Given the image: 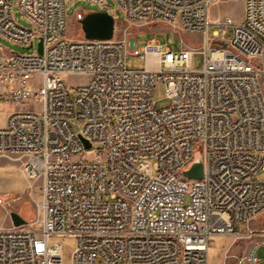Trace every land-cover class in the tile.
I'll return each mask as SVG.
<instances>
[{
  "label": "built area",
  "instance_id": "2783aa9c",
  "mask_svg": "<svg viewBox=\"0 0 264 264\" xmlns=\"http://www.w3.org/2000/svg\"><path fill=\"white\" fill-rule=\"evenodd\" d=\"M114 1L120 22L200 33V45L182 40L174 51L152 38L138 51L133 35L118 37L112 13L111 38H73L64 0H0V38L32 50L0 43V156L41 180L36 218L0 229V264H64L66 237L69 264H208L214 236L258 234L247 255L257 264L264 229L250 222L264 212V0H242L239 19L214 21L217 0ZM228 26L227 41L218 33ZM197 51L200 69L191 65ZM127 52L144 68L127 69ZM66 76L87 79L72 89ZM197 155L202 176L188 178ZM251 190L261 192L258 207L247 206Z\"/></svg>",
  "mask_w": 264,
  "mask_h": 264
},
{
  "label": "rangeland",
  "instance_id": "374dc122",
  "mask_svg": "<svg viewBox=\"0 0 264 264\" xmlns=\"http://www.w3.org/2000/svg\"><path fill=\"white\" fill-rule=\"evenodd\" d=\"M16 0H14L15 3ZM65 2V18H66V34L73 38H82L83 32L78 19L75 18L78 12L84 16L91 11L108 10L117 18V35L122 37L124 34L133 35L135 37V49L140 51L144 45L154 38L157 42L168 46L174 51L181 48V41L187 42L189 45L198 46L202 40L200 33L181 32L173 26L164 23L150 24H128L122 23V13L117 8L114 0H104L105 5L101 8L97 4H92L85 0H64ZM15 17L17 21L24 26H28L27 21L22 17L17 7H14ZM225 14H230L233 18L239 19L242 14V0H217L210 8V19L214 21L217 18L223 17ZM218 29L216 25H210L207 28L206 34L208 39L215 38L214 32ZM233 27L228 26L225 33L222 34L219 29L218 35L225 40H230L232 37ZM2 47L6 50L15 51L18 53L31 52L21 46L11 43L3 38H0ZM204 63V54L200 51L192 55V67L194 69L202 68ZM127 69L140 70L144 68L145 60L140 55L126 53L124 60ZM72 89L85 81L87 76H66L63 77ZM74 97V93L71 94ZM155 98H162V86H158L154 90ZM165 104L164 100L159 102ZM100 147L94 144L93 148ZM263 178L264 173L257 176ZM40 184L39 177L28 178L22 171L20 160L13 157L0 156V214L4 212L6 217V225H10L9 212L16 211L28 223L33 221L37 215V203L40 200ZM108 200V197L105 198ZM187 202V199H186ZM264 220V212L257 215L254 220ZM251 223V222H250ZM13 226V225H12ZM11 226V227H12ZM251 227V226H250ZM264 229V227H261ZM217 239L221 245V251L210 254L208 253V264H250L247 255L250 251V244L246 242V238H235L229 235H218ZM63 242L64 264H69L71 250L74 244V239L66 237L61 239ZM257 264H264V243H260L256 253ZM119 264H125L121 262Z\"/></svg>",
  "mask_w": 264,
  "mask_h": 264
},
{
  "label": "water",
  "instance_id": "95a60500",
  "mask_svg": "<svg viewBox=\"0 0 264 264\" xmlns=\"http://www.w3.org/2000/svg\"><path fill=\"white\" fill-rule=\"evenodd\" d=\"M83 37L87 39H109L113 36L114 17L108 11H91L86 13L80 20ZM39 52L42 51L41 42L38 43ZM84 146L89 147L90 143L79 135ZM203 165L200 155L196 156L191 167L184 171V175L188 178H200L202 176ZM11 224L14 227L21 226L27 221L16 211L9 212Z\"/></svg>",
  "mask_w": 264,
  "mask_h": 264
},
{
  "label": "crops",
  "instance_id": "0c3cea01",
  "mask_svg": "<svg viewBox=\"0 0 264 264\" xmlns=\"http://www.w3.org/2000/svg\"><path fill=\"white\" fill-rule=\"evenodd\" d=\"M6 217L7 215L1 211V214H0V229H7V228H10L12 226L11 222H10V225H6ZM250 226L251 228L253 229H256V230H260L261 227H264V220L262 222V220H257V222L253 219L250 223ZM217 236H214L212 238V241L210 243V247L208 249V253L210 254H214V253H217L219 251H221V245L219 244V240L217 239ZM246 238V237H245ZM260 240V236L258 234H253L251 237L249 238H246V242L248 244H250V249L253 245V243L255 241H259ZM259 246V245H258ZM258 246L256 247L255 251H254V254L256 253V250L258 248ZM256 257V256H255Z\"/></svg>",
  "mask_w": 264,
  "mask_h": 264
},
{
  "label": "bare ground",
  "instance_id": "6f19581e",
  "mask_svg": "<svg viewBox=\"0 0 264 264\" xmlns=\"http://www.w3.org/2000/svg\"><path fill=\"white\" fill-rule=\"evenodd\" d=\"M251 197L247 198V206L258 207L261 204V192L259 190H251Z\"/></svg>",
  "mask_w": 264,
  "mask_h": 264
}]
</instances>
